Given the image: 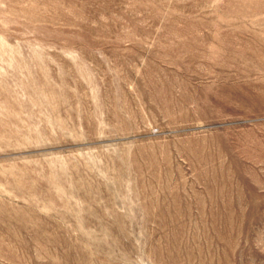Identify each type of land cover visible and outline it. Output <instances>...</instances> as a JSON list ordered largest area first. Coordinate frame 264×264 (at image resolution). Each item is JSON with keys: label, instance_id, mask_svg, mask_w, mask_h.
<instances>
[{"label": "rangeland", "instance_id": "1", "mask_svg": "<svg viewBox=\"0 0 264 264\" xmlns=\"http://www.w3.org/2000/svg\"><path fill=\"white\" fill-rule=\"evenodd\" d=\"M0 264H264V0H0Z\"/></svg>", "mask_w": 264, "mask_h": 264}]
</instances>
